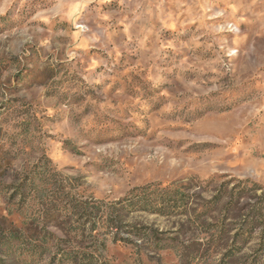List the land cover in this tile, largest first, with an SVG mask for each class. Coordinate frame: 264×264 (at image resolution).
I'll return each instance as SVG.
<instances>
[{
  "label": "rangeland",
  "instance_id": "obj_1",
  "mask_svg": "<svg viewBox=\"0 0 264 264\" xmlns=\"http://www.w3.org/2000/svg\"><path fill=\"white\" fill-rule=\"evenodd\" d=\"M143 187L181 188L187 211L118 204L108 229L96 207ZM12 229L33 264L102 241L105 264H264V0H0Z\"/></svg>",
  "mask_w": 264,
  "mask_h": 264
},
{
  "label": "trees",
  "instance_id": "obj_2",
  "mask_svg": "<svg viewBox=\"0 0 264 264\" xmlns=\"http://www.w3.org/2000/svg\"><path fill=\"white\" fill-rule=\"evenodd\" d=\"M149 187H143L139 194H131V196L115 202L110 206H107V210L101 206L96 207V212L101 214L102 218L107 224V228L110 230H120L123 228V220L116 212L124 206H133L134 210H154L158 213L165 212V209L181 210L180 212L187 211L188 195L182 191L179 187H156L153 190H149ZM151 192V193H150ZM124 205V206H119ZM119 208V209H118ZM88 216V215H86ZM89 217V216H88ZM91 219H89L90 221ZM96 223L90 228V231L97 230ZM128 232H131L135 236L150 240L152 235L149 232L143 230L140 227H133ZM110 232V231H109ZM85 233V231H84ZM33 238H28L25 234L19 232L18 229L7 230L2 233L0 237V253L7 255L11 260L17 261L22 264H33L30 259L35 260V255L40 243ZM105 247V243H100ZM96 245L95 252H81V251H65L60 255L59 259H54L52 264L58 262V264H105L104 261L96 255V252L100 253L101 246ZM102 253H100L101 255ZM4 261H2L3 264Z\"/></svg>",
  "mask_w": 264,
  "mask_h": 264
}]
</instances>
